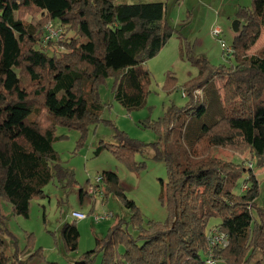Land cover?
Instances as JSON below:
<instances>
[{"label":"trees","instance_id":"trees-1","mask_svg":"<svg viewBox=\"0 0 264 264\" xmlns=\"http://www.w3.org/2000/svg\"><path fill=\"white\" fill-rule=\"evenodd\" d=\"M165 13L160 1L0 0V201L9 203L13 214L27 218L30 201L42 197L54 177L73 180L52 147L58 138L54 130L63 125L84 135L96 124L102 110L98 86L105 79L116 78L114 96L124 107L142 104L141 78L148 77L143 64L177 32ZM235 17L233 62L214 65L205 57H189L198 73L183 87L186 104L144 123L158 134L157 142L146 144L116 130L115 143H100L95 150V155L110 150L136 172L144 165L134 155L150 147V158L166 168L159 198L166 219L144 224L116 174L103 172L104 197L115 196L131 212L126 224L136 235L120 220L75 264H91L96 253L100 264H206L213 218L219 222L212 228L228 237L226 247L214 249L217 264H250L254 253H264V207L257 205L254 173L264 170V46L251 52L264 29V0L238 7ZM49 20L64 31L43 47ZM218 75L231 78L236 100L222 104L214 83ZM167 78L174 79L171 73ZM217 150L247 152L256 157V168L217 156ZM241 181L249 185L238 193ZM4 222L0 209V264H27L22 253L4 250ZM60 237L67 250H76L75 221L63 223Z\"/></svg>","mask_w":264,"mask_h":264},{"label":"rangeland","instance_id":"rangeland-1","mask_svg":"<svg viewBox=\"0 0 264 264\" xmlns=\"http://www.w3.org/2000/svg\"><path fill=\"white\" fill-rule=\"evenodd\" d=\"M118 3L163 2L166 9V20L177 30L167 40L161 50L144 64L148 77L142 76L146 90L142 104L135 108L124 107L114 96L116 78L108 77L98 86V94L102 103L100 120L88 126L84 135L77 130L57 125L54 130L58 138L52 142L59 164L72 171L73 180L53 178L43 188L42 197L30 201L28 217L13 214L10 204L0 201V209L4 216V224L8 234L4 236V250L13 254L15 250L22 253L27 264H75L82 254L95 247V238L106 234L107 229L124 221L125 228L132 236L136 235L130 224H126L131 212L113 195L104 197L101 193L89 195L86 190L96 185V178L103 172L116 174L119 185L126 196L132 199L140 210L144 224L147 221H164L166 209L159 198L162 186L166 184V168L162 161L150 158L152 150L146 147L144 154H135L137 163L143 162V168L133 172L127 168L108 149H102L98 155L95 150L100 143H115V131L120 130L132 139L146 144L158 141V134L144 123L161 118L170 108L183 107L187 97L183 96L185 83L194 78L197 67L189 57L207 58L211 64H230L232 56L222 53L219 38L227 46H231L233 37L232 22L236 19L238 7H249L251 0H116ZM29 17H27V20ZM44 26V25H43ZM218 28L220 37L216 39L212 30ZM62 33L64 31L61 25ZM73 32H68L69 37ZM64 36V35H63ZM62 36V37H63ZM40 45L44 46L41 42ZM264 46V29L256 44L251 48L255 52ZM171 73V78L168 77ZM227 76V75H221ZM169 84H167V83ZM216 82V83H215ZM215 86L220 84L219 79ZM218 89V88H216ZM222 104L237 99L230 82L217 90ZM216 155L226 160L242 163L246 167L256 168V157L249 153L239 154L229 150H217ZM250 164V165H249ZM255 173L258 182L257 205L264 207V170ZM249 176L246 173L244 179ZM243 179V180H244ZM101 184V183H100ZM98 184V185H100ZM238 193L244 192L242 187L248 183L240 182ZM83 189V197L79 198V189ZM96 202L100 203L97 205ZM73 212L86 216L83 220H75ZM103 212H111L109 220L94 222L93 216ZM256 217L254 213V218ZM75 221L79 232L77 248L69 251L65 248L60 229L63 223ZM219 222L213 218L208 228L212 229ZM101 255L96 253L91 264H100ZM205 258V257H204ZM260 260L264 264V253L257 251L250 259V264ZM218 264H223L221 261Z\"/></svg>","mask_w":264,"mask_h":264},{"label":"built area","instance_id":"built-area-1","mask_svg":"<svg viewBox=\"0 0 264 264\" xmlns=\"http://www.w3.org/2000/svg\"><path fill=\"white\" fill-rule=\"evenodd\" d=\"M62 34V28L61 25L55 21V20H49L47 21L43 26L42 36L40 42L46 46L50 41L58 39ZM213 36L218 39L220 37L221 31L218 28H214L212 30ZM219 44L221 47V51L224 55L230 56L233 52L231 46H227L224 41H222L219 38ZM196 93H200V91H196ZM183 96L185 95L184 92H182ZM250 165V164H249ZM96 185L90 186L87 188L86 192L89 195H97L98 193H101L100 184L101 183V177L98 176L96 178ZM246 185L242 187V190L244 191L246 189ZM97 205H100V203L96 202ZM73 216L76 218L75 220H83L86 218V216L82 213L73 212ZM113 214L111 212H103L101 214H97L93 216V221L98 223L101 221L109 220L111 219ZM207 240L209 245L208 253L205 257L206 264H217V260L215 259L214 249L216 248H223L228 245V237L225 233L218 231L215 228H212L207 233Z\"/></svg>","mask_w":264,"mask_h":264},{"label":"crops","instance_id":"crops-1","mask_svg":"<svg viewBox=\"0 0 264 264\" xmlns=\"http://www.w3.org/2000/svg\"><path fill=\"white\" fill-rule=\"evenodd\" d=\"M261 36V35H260ZM253 53V52H252ZM217 79H219V81H220V84H218L217 86L218 87H216V88H218L219 89V86H220V88H223V86L226 84V83H228V82H230L231 83V78L229 77V76H221V75H218V76H215V78H214V82L217 80ZM216 83V82H215ZM217 89V90H218Z\"/></svg>","mask_w":264,"mask_h":264},{"label":"water","instance_id":"water-1","mask_svg":"<svg viewBox=\"0 0 264 264\" xmlns=\"http://www.w3.org/2000/svg\"><path fill=\"white\" fill-rule=\"evenodd\" d=\"M232 31L237 34L238 33V30H239V21L237 19H235L233 22H232Z\"/></svg>","mask_w":264,"mask_h":264}]
</instances>
